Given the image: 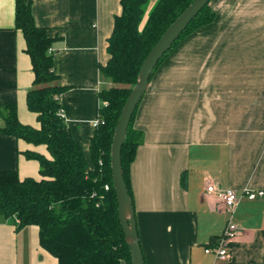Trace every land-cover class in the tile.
Instances as JSON below:
<instances>
[{
    "label": "crops",
    "instance_id": "crops-1",
    "mask_svg": "<svg viewBox=\"0 0 264 264\" xmlns=\"http://www.w3.org/2000/svg\"><path fill=\"white\" fill-rule=\"evenodd\" d=\"M210 7L214 22L164 59L134 118L144 134L130 180L145 264H264V198H244L231 214L207 192L211 185L264 191V0H212ZM121 12V0H32L35 24L54 40L65 121L88 160L102 106L100 69ZM26 49L16 0H0V102L16 104L19 121L40 129L27 106L35 75ZM2 127L0 119V172L42 180L39 162L26 154L51 160L47 146L5 135ZM229 221L238 226L231 257L217 260L206 249ZM0 264L59 262L40 246L37 226L17 230L0 216Z\"/></svg>",
    "mask_w": 264,
    "mask_h": 264
},
{
    "label": "trees",
    "instance_id": "trees-1",
    "mask_svg": "<svg viewBox=\"0 0 264 264\" xmlns=\"http://www.w3.org/2000/svg\"><path fill=\"white\" fill-rule=\"evenodd\" d=\"M193 2L158 0L149 10L150 0H121L122 12L115 18L108 40L110 59L100 69L102 78L115 86L100 91L99 118L104 124L95 129L88 160L83 146L60 115L63 110L60 98L66 88L55 84L59 77L53 69V51L50 52L54 40L45 28L35 24L32 0H16V28L26 39V52L35 75L33 88L27 94V106L38 115L41 127L23 125L16 104L0 102L1 132L34 145H46L52 158L26 154L39 162L40 181L31 178L22 181L16 171L0 172V216L12 222L17 230L37 226L40 246L59 264H132L113 186L112 141L144 61L165 31ZM215 18L209 3L164 55L156 70L186 37L212 24ZM136 112L137 109L122 149L124 176L132 200L130 168L144 143V134L134 129ZM186 183L187 175L183 173L184 187ZM220 238L210 247L216 246Z\"/></svg>",
    "mask_w": 264,
    "mask_h": 264
},
{
    "label": "water",
    "instance_id": "water-1",
    "mask_svg": "<svg viewBox=\"0 0 264 264\" xmlns=\"http://www.w3.org/2000/svg\"><path fill=\"white\" fill-rule=\"evenodd\" d=\"M211 1L212 0H194V2L165 31L144 61L139 72L137 83L132 88L115 129L111 146V173L118 203L119 221L126 243L130 249L132 264H145V260L137 231L134 203L124 176L122 164L123 145L134 113L148 89L152 75L159 62L180 38L189 24Z\"/></svg>",
    "mask_w": 264,
    "mask_h": 264
},
{
    "label": "built area",
    "instance_id": "built-area-1",
    "mask_svg": "<svg viewBox=\"0 0 264 264\" xmlns=\"http://www.w3.org/2000/svg\"><path fill=\"white\" fill-rule=\"evenodd\" d=\"M53 49H50L52 52ZM60 115L65 119L63 110L60 111ZM104 122L98 118L94 123L93 127L96 129ZM106 190H109V187L106 186ZM207 192L216 196L218 203L221 204L225 210L231 214L234 213L235 209L239 206L242 199L247 198L248 200L254 201L257 199L264 198V191H252V190H243L242 192H237L232 189H219L214 185L208 186ZM238 234V226L232 221H229L227 224L218 244L214 247L207 248V254H214L217 260H228L231 257L230 252V243Z\"/></svg>",
    "mask_w": 264,
    "mask_h": 264
},
{
    "label": "rangeland",
    "instance_id": "rangeland-1",
    "mask_svg": "<svg viewBox=\"0 0 264 264\" xmlns=\"http://www.w3.org/2000/svg\"><path fill=\"white\" fill-rule=\"evenodd\" d=\"M103 82H104L103 89H105V88L108 89V88H112L113 86H115V85H113V83L110 80H107L105 78H103Z\"/></svg>",
    "mask_w": 264,
    "mask_h": 264
}]
</instances>
